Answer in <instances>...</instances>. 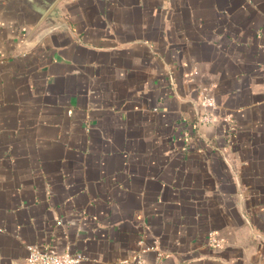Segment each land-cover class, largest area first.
Here are the masks:
<instances>
[{
  "label": "crops",
  "instance_id": "crops-1",
  "mask_svg": "<svg viewBox=\"0 0 264 264\" xmlns=\"http://www.w3.org/2000/svg\"><path fill=\"white\" fill-rule=\"evenodd\" d=\"M31 245L264 264V0L0 8V264Z\"/></svg>",
  "mask_w": 264,
  "mask_h": 264
},
{
  "label": "built area",
  "instance_id": "built-area-1",
  "mask_svg": "<svg viewBox=\"0 0 264 264\" xmlns=\"http://www.w3.org/2000/svg\"><path fill=\"white\" fill-rule=\"evenodd\" d=\"M199 104L202 107L201 121L209 124L212 118V109L216 106L213 96L202 95ZM222 239H217L210 234L209 243L212 246H219ZM83 256L80 253H71L68 250L57 251L54 249L28 246L26 264H80ZM135 264H145L142 260H136Z\"/></svg>",
  "mask_w": 264,
  "mask_h": 264
},
{
  "label": "water",
  "instance_id": "water-1",
  "mask_svg": "<svg viewBox=\"0 0 264 264\" xmlns=\"http://www.w3.org/2000/svg\"><path fill=\"white\" fill-rule=\"evenodd\" d=\"M55 0H0V8H7L30 26L36 25Z\"/></svg>",
  "mask_w": 264,
  "mask_h": 264
}]
</instances>
